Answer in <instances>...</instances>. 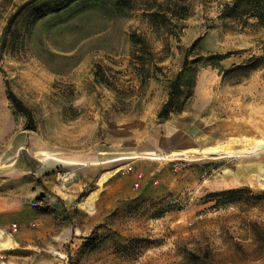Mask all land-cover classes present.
Returning <instances> with one entry per match:
<instances>
[{
	"label": "rangeland",
	"instance_id": "374dc122",
	"mask_svg": "<svg viewBox=\"0 0 264 264\" xmlns=\"http://www.w3.org/2000/svg\"><path fill=\"white\" fill-rule=\"evenodd\" d=\"M26 1L0 0V183L39 186L30 210L46 220L43 232L30 225L23 239L11 234L16 224L3 230L13 243L0 249V264H264V168L243 156L264 141L257 20L221 19L232 0H79L42 17L26 8L6 32ZM177 5L193 14L170 28L173 36L144 15ZM133 32L163 68L145 82ZM185 57L192 95L160 119ZM7 83L35 130L26 129ZM22 133L33 136L27 145ZM220 137L226 142L213 148ZM179 140L196 150L175 152ZM34 147L46 151L41 159L81 154L84 162L50 169L29 155ZM108 150L122 157L116 172L90 162ZM20 167L23 181L9 173Z\"/></svg>",
	"mask_w": 264,
	"mask_h": 264
},
{
	"label": "trees",
	"instance_id": "16d2710c",
	"mask_svg": "<svg viewBox=\"0 0 264 264\" xmlns=\"http://www.w3.org/2000/svg\"><path fill=\"white\" fill-rule=\"evenodd\" d=\"M78 1L79 0H27L18 11L10 17L6 26V32L11 27L13 20L26 8L29 9L28 11L32 15L42 17L49 13L55 14L62 12ZM117 3H122V1L117 0ZM192 14L193 11L188 7L178 5L172 8H161L159 6L158 8L144 11V15L148 18L152 27L168 29L167 34L171 36L175 34L170 32V28H177V22L190 17ZM220 18H254L257 20L256 24L264 28V0H232V2L225 4ZM244 23L248 24V20L244 21ZM130 37L134 46L132 57L134 60L138 61L135 69L139 72L142 82H145V80L150 77L149 75L151 73L162 71L163 68L153 59L154 53L150 43L142 34L133 32ZM198 61L197 59L192 63H197ZM190 64L188 57H185L183 71L177 73L172 79L168 80V100L159 111L158 116L160 119L167 120L172 113L181 111L187 99L191 97L192 79L190 76L187 77L186 75L190 69ZM6 86L7 95L13 107L24 115L28 121L26 129L35 130L32 111L12 91L9 83H7Z\"/></svg>",
	"mask_w": 264,
	"mask_h": 264
},
{
	"label": "crops",
	"instance_id": "0c3cea01",
	"mask_svg": "<svg viewBox=\"0 0 264 264\" xmlns=\"http://www.w3.org/2000/svg\"><path fill=\"white\" fill-rule=\"evenodd\" d=\"M11 121L6 124L5 130L6 132H10L12 130ZM3 134V132H2ZM22 136V139L24 143L27 145V143L30 142V140L33 139V136H29L28 133H22L20 134ZM231 138V137H230ZM259 140V139H258ZM222 142H226V139L221 138L219 139L218 143H214L213 148L220 147ZM38 149L34 147V151L30 153L29 155L34 158L35 160H39L40 162L47 161L48 164H45L52 169L53 167H63L65 166L68 169H74L77 164H83V160L79 155L76 154V156L72 158H53V160L48 159H41L38 158L37 153H46V151L41 150L39 152H36ZM194 145H190V142L188 140H179L177 142V146L174 149L177 153H187L191 151H195ZM252 151V152H251ZM263 151V150H262ZM102 156H99V159L96 161H90L92 164H99L101 168H103L106 172L112 173L118 171L121 167L120 159L122 158L119 156L118 151L114 150H108L101 152ZM243 156H245L246 162H261L260 165H257L260 171V167L264 168V151H256V150H249V152L244 153ZM252 160V161H250ZM40 168L43 167V165H39ZM47 170V167L43 170ZM10 175H13L16 177V179H20V181H23V175L27 174V171L23 169V167H20L19 169H10ZM11 179V178H10ZM25 180V179H24ZM9 181V180H8ZM7 180H4V184L0 183V228L2 230H10L13 224H16L18 229L15 233H11L12 236L15 239H23L26 235V228L28 226L32 225L35 229V233L38 235L39 232H43L45 230L44 227V221L46 220V216L42 213H38L35 210H30V202L29 198H34L38 196L42 190L39 188V186H36L32 191H29L28 181H25V183L21 184V186L18 189H12L7 188L6 183H8ZM34 232H31L32 234H35ZM10 233V232H9Z\"/></svg>",
	"mask_w": 264,
	"mask_h": 264
},
{
	"label": "bare ground",
	"instance_id": "6f19581e",
	"mask_svg": "<svg viewBox=\"0 0 264 264\" xmlns=\"http://www.w3.org/2000/svg\"><path fill=\"white\" fill-rule=\"evenodd\" d=\"M255 150H261L264 148V141H259L253 146ZM203 152L205 153H218L220 150L217 149H206ZM224 153V152H223ZM13 243L11 235H5L4 231L0 229V249H9Z\"/></svg>",
	"mask_w": 264,
	"mask_h": 264
},
{
	"label": "built area",
	"instance_id": "2783aa9c",
	"mask_svg": "<svg viewBox=\"0 0 264 264\" xmlns=\"http://www.w3.org/2000/svg\"><path fill=\"white\" fill-rule=\"evenodd\" d=\"M33 204L36 206V205H40L41 203L40 202H34Z\"/></svg>",
	"mask_w": 264,
	"mask_h": 264
}]
</instances>
